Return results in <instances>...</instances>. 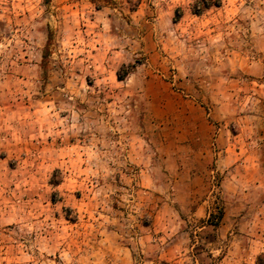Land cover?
Here are the masks:
<instances>
[{"label":"rangeland","instance_id":"374dc122","mask_svg":"<svg viewBox=\"0 0 264 264\" xmlns=\"http://www.w3.org/2000/svg\"><path fill=\"white\" fill-rule=\"evenodd\" d=\"M150 73L264 147V0H0V264H264V153L154 130Z\"/></svg>","mask_w":264,"mask_h":264},{"label":"crops","instance_id":"0c3cea01","mask_svg":"<svg viewBox=\"0 0 264 264\" xmlns=\"http://www.w3.org/2000/svg\"><path fill=\"white\" fill-rule=\"evenodd\" d=\"M140 91L144 97L143 99V115L145 120L158 127L160 123H170L174 126L170 130V137L177 140H187L189 153L194 156L198 155H218L219 171H222L224 161L228 156L243 155L248 153H264L262 146H251L248 150L249 143L246 137L240 132L241 129L233 128L230 130L226 127V114L221 109L222 104L212 105L209 101L211 109L204 107L200 102L192 98L189 93L187 95L184 89H174L170 82L165 81L157 74H146L140 79ZM180 81V80H179ZM208 109V111H207ZM210 110V111H209ZM223 115L224 118H223ZM221 118L223 120L221 121ZM238 116L235 119L238 123ZM253 124H251L252 126ZM170 126V127H171ZM257 136H250V144L257 141ZM264 142V140H262ZM225 167V166H224ZM238 165L235 164L231 176L236 177L238 173ZM237 179V177H236ZM260 184V180L256 185ZM193 197V196H192ZM257 202L264 203L263 197H258ZM158 258H164L158 255Z\"/></svg>","mask_w":264,"mask_h":264},{"label":"trees","instance_id":"16d2710c","mask_svg":"<svg viewBox=\"0 0 264 264\" xmlns=\"http://www.w3.org/2000/svg\"><path fill=\"white\" fill-rule=\"evenodd\" d=\"M125 72H127V71H125ZM262 256H264V252L262 253ZM156 264H170V263L168 261H166V260L161 259ZM256 264H258V263H256Z\"/></svg>","mask_w":264,"mask_h":264}]
</instances>
